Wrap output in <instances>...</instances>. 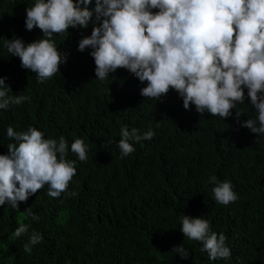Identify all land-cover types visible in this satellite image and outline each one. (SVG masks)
Masks as SVG:
<instances>
[{"label":"trees","instance_id":"1","mask_svg":"<svg viewBox=\"0 0 264 264\" xmlns=\"http://www.w3.org/2000/svg\"><path fill=\"white\" fill-rule=\"evenodd\" d=\"M34 3L0 0V79L10 96L28 97L0 109V155L14 143L8 127H34L45 139H66L76 175L59 198L48 196L45 185L18 209L0 206V264H264V136L242 126L256 117L248 90L244 104L225 120L201 115L195 105L186 110L175 90L158 101L141 96L146 82L125 69L97 79L92 50H78L100 25L95 13L87 29L53 37L67 62L40 83L4 47L14 37L25 45L44 38L38 28L26 30V9ZM94 8L95 0L89 10ZM125 126L155 135L121 158ZM76 139L85 143V161L71 152ZM212 176L232 183L234 203L216 202ZM182 215L201 217L211 231L223 233L230 257L210 260L201 242L180 231ZM21 223L29 230L16 238ZM33 231L43 240L30 245L29 254L24 245ZM181 245L190 253L187 260L172 251Z\"/></svg>","mask_w":264,"mask_h":264},{"label":"clouds","instance_id":"2","mask_svg":"<svg viewBox=\"0 0 264 264\" xmlns=\"http://www.w3.org/2000/svg\"><path fill=\"white\" fill-rule=\"evenodd\" d=\"M35 0L26 9V30L38 28L42 39L25 45L20 38L6 40L4 47L21 61V67L35 73L43 83L66 64L67 55L58 51L53 37L63 36L70 28L87 29L95 13L100 25L91 36H84L78 50L91 49L95 75L103 81L110 73L125 69L146 87L140 90L147 99L160 100L175 90L183 100V107L195 109L227 119L238 104H244L245 92L255 109L256 117L242 126L253 134L264 136V0ZM157 10V11H154ZM11 88L0 79V109L19 105L26 96H10ZM241 113L237 111V116ZM119 149L121 158L131 155L134 144L152 140V130L139 134L127 126L121 129ZM7 137L14 141L7 154L0 155V206L7 203L18 209L45 185L47 195L59 198L66 193L76 175L75 162L67 159L69 145L59 140L45 139L34 127L14 131L10 126ZM143 146V145H141ZM71 152L80 161L87 159L82 139L71 144ZM213 194L221 205L234 203L238 196L230 181H218ZM75 195V193H72ZM33 219L38 217L27 210ZM181 232L189 240L199 241L210 260L229 258L226 236L211 231L203 218L181 216ZM29 230L23 223L14 237ZM41 234L33 231L30 245L41 243ZM181 259L190 258L184 245L173 248Z\"/></svg>","mask_w":264,"mask_h":264}]
</instances>
